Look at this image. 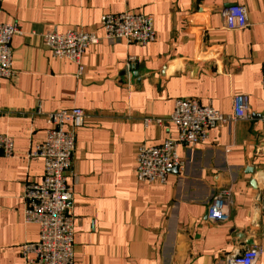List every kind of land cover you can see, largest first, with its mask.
<instances>
[{"label": "crops", "instance_id": "crops-1", "mask_svg": "<svg viewBox=\"0 0 264 264\" xmlns=\"http://www.w3.org/2000/svg\"><path fill=\"white\" fill-rule=\"evenodd\" d=\"M234 5L245 8L247 27L229 31L221 13ZM123 12L150 17L154 41L100 40L85 50L78 77L75 64L53 59L44 44L52 31L101 39L100 18ZM0 21L21 25L10 42L13 75L0 78V135L14 151L0 152V264H24L22 244L38 240L23 193L43 175L42 161L25 155L45 138L42 114L72 108L86 116L68 179L74 264H223L252 246L262 249L255 264H264V0H5ZM237 95L248 98L247 118L179 146L183 167L165 184L137 182L136 148L177 138L167 121L176 100L229 115ZM154 118L163 124H145ZM223 189L227 220L209 221L207 202Z\"/></svg>", "mask_w": 264, "mask_h": 264}, {"label": "built area", "instance_id": "built-area-1", "mask_svg": "<svg viewBox=\"0 0 264 264\" xmlns=\"http://www.w3.org/2000/svg\"><path fill=\"white\" fill-rule=\"evenodd\" d=\"M5 0H0L1 5ZM221 16L229 31L247 27V12L242 6H229L222 10ZM103 37L80 30H67L60 33L52 31L44 34L43 41L53 59L68 60L77 67V77L83 72L82 58L86 49L97 45L100 40L109 44L124 41L126 44L145 46L155 39L152 19L143 14L123 12L107 14L100 18ZM18 23L0 21V78L9 79L13 75L11 39L20 33ZM133 57L125 64L127 84H130ZM261 88L264 91V64L262 67ZM45 138L25 155L28 160H41L43 175L39 183L25 186V222L38 228V240L21 246L24 264H74V202L72 188L68 184L76 147V131L83 126L86 118L78 108L59 112L43 113ZM248 117V98L234 96L232 112L220 114L211 106H202L194 99H178L168 118L176 130L177 138L167 140L156 147L140 144L135 150V177L137 182L147 184L166 183L169 172L182 168L177 148L181 145L195 146L207 139L209 130L219 126H230L233 122ZM145 124L162 125L159 118L146 119ZM66 127L69 129L67 130ZM0 152L5 157L13 155V140L0 135ZM231 204L230 192L223 189L212 193L207 202L206 218L212 222L227 220ZM264 208V198H263ZM262 249L258 246L246 248L242 252L225 258L223 264H255Z\"/></svg>", "mask_w": 264, "mask_h": 264}]
</instances>
